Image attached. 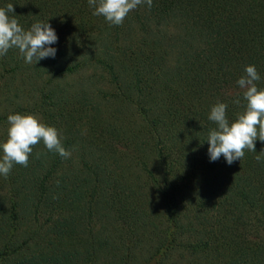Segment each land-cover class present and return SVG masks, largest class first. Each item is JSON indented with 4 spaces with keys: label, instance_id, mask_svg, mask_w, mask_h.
I'll return each mask as SVG.
<instances>
[{
    "label": "trees",
    "instance_id": "16d2710c",
    "mask_svg": "<svg viewBox=\"0 0 264 264\" xmlns=\"http://www.w3.org/2000/svg\"><path fill=\"white\" fill-rule=\"evenodd\" d=\"M9 3L25 30L47 22L57 41L36 64L16 48L0 57V125L31 113L99 155L70 187L56 180L62 157L50 153L43 173L49 155L37 148L27 167L0 176V264H264V160L255 159L264 142L229 165L210 161L206 141L214 104L227 105L230 122L244 110L236 82L247 65L264 88V0H152L118 26L88 0L0 7ZM77 72L85 80L72 89ZM29 186L34 212L80 195L108 223L24 230L17 196Z\"/></svg>",
    "mask_w": 264,
    "mask_h": 264
},
{
    "label": "clouds",
    "instance_id": "9594fccd",
    "mask_svg": "<svg viewBox=\"0 0 264 264\" xmlns=\"http://www.w3.org/2000/svg\"><path fill=\"white\" fill-rule=\"evenodd\" d=\"M141 4L150 9L152 0H88L93 15L102 16L110 25L117 26ZM9 13H14L13 4L0 7V57L11 48L18 49L28 64L55 56L56 49L48 45L56 43L57 36L47 22L38 21L25 30ZM244 73L236 82L246 102L244 110L230 122L225 103L217 102L210 109L208 119L216 126L209 130L206 139L210 161L223 156L231 165L236 160H242L245 151L256 152V140L264 142V88L257 87L261 77L254 65H247ZM233 103L239 105L241 101L236 99ZM7 122V138L0 142V176L7 178L14 164L27 167L33 147L41 142L47 150L58 153L62 158L70 157L71 153L62 145L60 132L43 123L36 115L10 114ZM255 159L258 162L264 160V149Z\"/></svg>",
    "mask_w": 264,
    "mask_h": 264
},
{
    "label": "rangeland",
    "instance_id": "374dc122",
    "mask_svg": "<svg viewBox=\"0 0 264 264\" xmlns=\"http://www.w3.org/2000/svg\"><path fill=\"white\" fill-rule=\"evenodd\" d=\"M94 69L86 70L88 73L92 74ZM84 72L80 73L77 72L76 75L74 76H69V84L71 88H77L81 85V82L85 79L84 77ZM90 74H87L89 76ZM8 102V101H7ZM4 104V103H3ZM8 105V103H5ZM2 105V104H1ZM5 109L3 110L0 106V114L3 113ZM11 111V108H8L9 112ZM31 114V113H29ZM39 119L40 117L37 116ZM41 120V119H40ZM43 122V121H42ZM48 126H52L50 124H46ZM7 128H8V123L4 125H0V137L4 138L6 140L7 138ZM60 134H61V142L62 145H64L65 141H68L71 143V145L66 147V150L71 153L70 157L65 159L61 158L59 160V164L57 167V172H56V180L58 182L60 181H69L71 186L72 181H77V178L79 177H85L84 171H85V166L84 163H87L89 165H92L94 162V158L92 154L99 155L98 151L93 147L89 146L87 143H81L80 138H74L69 131H67L64 128H56ZM87 134V132H86ZM37 148V151H44L45 154L48 153L49 156H41L42 160V166L43 168L40 169L43 173H45L44 170H46L49 167V161H51L52 157H50V153L52 156V153L54 151H49L46 149V147L43 145V143H38L35 145L32 149V151ZM36 166V162H33L32 167ZM50 181V180H49ZM2 182L0 181V185ZM3 191H6V187L1 188L0 187V193ZM36 195V190L34 187L29 186V188H22L19 196H17V199L20 200L21 205L23 208L19 210L20 213V221L19 224L22 226L24 230H35L39 231L41 235H43L45 232L49 230L53 225L60 224V222L63 221H69L72 224H77L80 223L83 226H87L90 228H100V225L108 223V220L106 217L101 215L103 213L102 210H100V214H95V208L92 210L93 204H91V210H90V204L85 202V200H82L80 195L76 197L77 204H66L64 203L63 206H58L57 208H54L53 205H48V204H41L39 207V210L34 212V208L32 207V202L31 198L34 199L33 196ZM69 199V198H68ZM40 201V200H39ZM91 211V213L89 212ZM38 213V214H35ZM103 216V217H102ZM93 219L92 221L90 219ZM52 225V226H51ZM93 225V226H92ZM51 226V227H50ZM42 243V241H39Z\"/></svg>",
    "mask_w": 264,
    "mask_h": 264
}]
</instances>
